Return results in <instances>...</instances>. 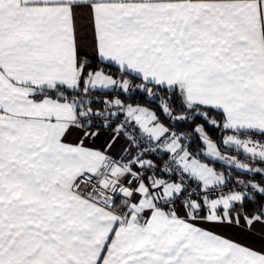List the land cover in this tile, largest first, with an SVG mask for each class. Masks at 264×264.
I'll return each instance as SVG.
<instances>
[{
	"label": "snow or ice",
	"instance_id": "obj_1",
	"mask_svg": "<svg viewBox=\"0 0 264 264\" xmlns=\"http://www.w3.org/2000/svg\"><path fill=\"white\" fill-rule=\"evenodd\" d=\"M0 264H264V0H0Z\"/></svg>",
	"mask_w": 264,
	"mask_h": 264
}]
</instances>
